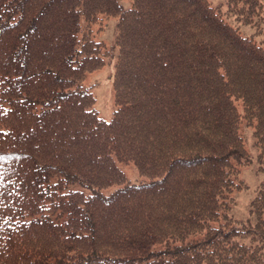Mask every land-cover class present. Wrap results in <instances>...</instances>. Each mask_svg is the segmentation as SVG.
Instances as JSON below:
<instances>
[{
    "label": "trees",
    "instance_id": "trees-1",
    "mask_svg": "<svg viewBox=\"0 0 264 264\" xmlns=\"http://www.w3.org/2000/svg\"><path fill=\"white\" fill-rule=\"evenodd\" d=\"M227 1L264 29V0ZM101 14L119 16L109 120L83 84L107 62ZM0 93V264H264V180L230 214L244 119L264 170V37L219 5L0 0Z\"/></svg>",
    "mask_w": 264,
    "mask_h": 264
},
{
    "label": "rangeland",
    "instance_id": "rangeland-1",
    "mask_svg": "<svg viewBox=\"0 0 264 264\" xmlns=\"http://www.w3.org/2000/svg\"><path fill=\"white\" fill-rule=\"evenodd\" d=\"M214 5H219L224 11V16L233 24L238 25L240 30L245 35H253L257 40L264 37V29H259L258 25L251 23H243V21L235 18L226 10L229 8L227 0H210ZM122 5L127 8L132 4V0H121ZM101 19L93 23V36L98 40L106 42L109 54L107 55V62L102 67L87 73L83 84L89 87L95 94L96 100L94 107L98 110L100 116L110 119L117 107L115 103L114 91V73L115 63L117 59L118 46L116 43L117 26L119 16H106L101 14ZM82 30L79 32L81 35ZM1 96V93H0ZM0 102H2L0 100ZM5 103V101H3ZM238 108L242 111L243 107L240 101L237 100ZM254 124H248L244 119L240 124V131L243 135L245 146L252 156V161L248 164L240 165L238 178L241 179V187L235 188L232 192L234 203L230 210L234 222H247L251 217L250 202L255 197L257 189L261 182L264 180V170L261 169L260 161H258L259 148L255 144V136L253 134ZM120 167L127 173L130 181L139 182L141 179L146 178L142 175L137 165L133 161H118ZM118 184H111L103 187V191L110 193ZM70 188L83 189L90 191L86 186L79 182L71 183Z\"/></svg>",
    "mask_w": 264,
    "mask_h": 264
}]
</instances>
